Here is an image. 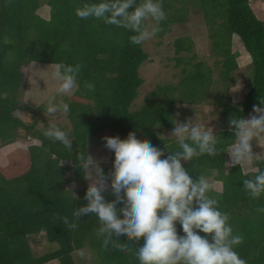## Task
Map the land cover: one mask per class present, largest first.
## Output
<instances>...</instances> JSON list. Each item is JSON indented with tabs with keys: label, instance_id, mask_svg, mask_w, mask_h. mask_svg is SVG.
I'll use <instances>...</instances> for the list:
<instances>
[{
	"label": "trees",
	"instance_id": "trees-1",
	"mask_svg": "<svg viewBox=\"0 0 264 264\" xmlns=\"http://www.w3.org/2000/svg\"><path fill=\"white\" fill-rule=\"evenodd\" d=\"M41 1L45 0H0V150L7 151L6 162L0 157V264H47L53 260L56 264H77L74 253L85 247L98 254L100 264H139L134 251L125 253L111 244L107 250L102 247L103 238L97 236L100 225L95 214L74 220L73 210L87 204L88 187L83 170L76 166V156L81 151L88 153L94 139L106 136L126 139L129 132H135L137 137L155 138L154 146L164 150L162 159L166 158L169 150L177 151L179 145L176 140L156 137V130L174 128L176 92L190 103L200 99L197 96L203 91L202 99L206 98V102L220 110L218 151L215 156L203 154L182 164L193 179L203 175L222 183V190L215 188L209 195L219 201L222 212L230 215L234 234L244 237L235 251L247 264H264V212L257 211L264 207V194L253 199L243 188L244 179L253 178L258 170L264 171V160L254 161L249 171L240 165H227V150L235 142L230 119L248 118L254 105L264 108V19L257 15L252 0L201 1L208 25H219L210 34L214 40L218 38L214 42L222 52L218 79L210 65L204 68V61L187 60L186 64L192 67L183 69L185 77L178 84L158 88L155 90L158 92L147 95L146 102L135 110L132 104L144 83L140 66L150 57L146 42L133 44L129 38L135 33L130 30L94 18L77 17V7L98 0H47L49 18L39 11ZM184 4L185 0H163L167 19L161 21V31L156 37L171 31L172 23L188 21L187 12L178 14ZM234 34L241 37L254 68L253 81L239 101L230 94L235 82L232 72L239 68L237 55L231 48ZM175 45L177 53L188 52V58L196 57L195 52L190 54L193 42L188 37H178ZM184 59L185 56L178 58L179 62ZM34 61L82 65L77 78L79 89L68 102L72 151L45 137L37 118L28 121L19 115V111H38L21 101ZM86 82L93 83L95 90L88 91ZM44 107V104L38 106ZM104 131L108 134H101ZM21 135L32 136L39 143L23 146L19 141ZM253 153L264 155V149L256 147ZM114 158L112 151L110 165L101 162L106 175L113 170ZM73 182L82 188L75 191L71 187ZM107 183L105 199L113 200L110 177ZM72 192L78 199H74ZM121 206L117 204L118 208ZM118 215L122 217V213ZM65 216L78 226L69 228L63 223ZM176 227L179 235H185L179 222ZM42 233L47 237V244L56 246L43 253L34 252L32 241L38 247ZM199 234L211 240V235ZM119 242L131 243L124 235L119 237ZM143 242L142 237L131 246L135 250Z\"/></svg>",
	"mask_w": 264,
	"mask_h": 264
},
{
	"label": "clouds",
	"instance_id": "clouds-1",
	"mask_svg": "<svg viewBox=\"0 0 264 264\" xmlns=\"http://www.w3.org/2000/svg\"><path fill=\"white\" fill-rule=\"evenodd\" d=\"M75 11L81 19L94 18L130 30L135 34L129 39L136 45L154 39L161 31V21L167 19L163 0H141L140 3L137 0H98L84 3ZM81 67L79 63L51 64V78L57 86L47 98L48 116L69 113V104L62 99L57 101V97L71 96L79 89L77 78ZM33 83L36 85V81ZM85 88L94 91L95 85L86 82ZM253 112L255 114L249 113L250 118L230 119L235 142L227 152L233 166L242 168L264 160L261 153H253L251 143L264 134V108L254 105ZM173 123L171 135L179 150L171 151L165 144L169 154L163 159L164 150L150 141L138 139L135 132H129L126 139L104 137L105 147L114 151L115 157L113 170L107 175L101 160L85 151L79 152L76 166L83 170L89 184L85 193L87 204L73 210L74 220L95 214L100 225L97 236L103 238L102 247L107 250L111 244L125 253L134 251L139 264H247L235 251L244 237L234 234L230 215L222 212L219 201L209 195L215 184L203 175L193 179L182 164V161H192L203 154L215 156L218 136L212 128L193 123L191 119L184 123L173 120ZM43 135L72 151L73 140L56 123H51ZM109 177L110 189L115 196L113 200H106L104 195L109 188ZM243 188L251 198L258 199L264 194V171L258 170L253 178L244 179ZM118 203L122 204L119 208ZM257 211L264 212V207ZM62 220L69 228L78 226L70 223L66 216ZM177 222L185 235L178 234ZM199 232L211 235V240ZM121 235L131 243H120ZM142 237L143 245L134 250L131 244H136ZM78 255L87 258L88 253L81 249Z\"/></svg>",
	"mask_w": 264,
	"mask_h": 264
},
{
	"label": "rangeland",
	"instance_id": "rangeland-1",
	"mask_svg": "<svg viewBox=\"0 0 264 264\" xmlns=\"http://www.w3.org/2000/svg\"><path fill=\"white\" fill-rule=\"evenodd\" d=\"M201 1L202 0H185L182 11H180L178 14L187 12L188 21L172 23L171 31L166 32L162 37L158 36L152 40H149L148 42L146 41L145 46L150 57L140 66L139 71L141 77L144 79V83L139 87L138 96L132 104L133 110L140 108L146 102L147 95L152 92H158L155 91L158 90V88L164 86L166 87L168 84H178L183 79V77H185V72L183 69H191L192 67V64H186L187 60H189L190 63L204 61V68L206 69V64L210 65L215 70L214 77L218 79L219 69L222 67L223 61L221 60L222 52L220 51L219 47H216L214 42L218 38L214 40L210 36V34L212 31H216L215 28H217L219 25H208V23L206 22V13L204 11L205 8ZM257 4H260V6L257 7ZM175 5L181 7L180 3L175 2ZM252 5L254 6V9L256 10L259 18L264 19V0H252ZM176 6L171 9L173 12L174 9H176ZM48 7L49 6L47 0L43 2L41 1V7L39 8V11H41V14L46 18H49L50 15ZM181 36L188 37L193 42V51H191L190 54L195 52L197 54L196 57L190 59L186 56L188 55V52H176L175 41L178 37ZM243 46L244 43L241 37L237 34H234L232 38L231 48L232 51L237 55L236 57L239 68L236 72H232V79L235 82L230 88V94L232 95L233 99L237 101L243 99L246 88L248 87V85H251L250 83L253 81L254 73L252 63L248 62L247 60V56H249L248 58H250V55L245 46L244 48H242ZM240 48H242L243 53ZM245 53L247 54V56H245ZM242 54L244 55L241 56ZM184 56L185 59L179 62L178 58ZM243 59H246V61ZM217 62L219 63L217 64ZM31 66L32 68H34V70H38L40 75L43 77V88L38 90V86L33 83L34 81H36L35 73H30L28 84L22 90L23 95L21 101L28 102L31 107L38 109V111H19V115L28 121H33L35 120V118H37L38 126L43 130H45L51 123H56L58 127L63 126L68 133L70 129L68 128L69 120L67 114L58 112L55 115L48 116L46 112L47 98L57 86V82L51 79V74L49 71H45V69H42V63H32ZM204 93L205 92L203 91L202 94L200 93V96H197L201 97L200 99L198 98L197 101L186 103L187 100H184V97L182 98L180 96L181 94H178V92H176L175 98L177 101L175 106V120L184 123L191 119L193 123H202L205 126L209 125L208 127L213 129L214 135H217L221 127L220 125L222 124V120L219 118L220 110L218 107H216V105L206 102V98H204V100L202 99ZM71 96H58L57 101L62 99L65 103H68ZM181 99H183V101ZM40 104H44L45 107L42 109L38 108ZM173 129L164 128L160 130L158 128L156 130V137L176 140L175 137L171 135ZM107 131L101 132V134H108ZM23 134L24 132H22V135ZM22 135L19 141L21 142V144H24L23 146H27L28 144L33 143H39V140L33 138L32 136H28L27 138H25ZM137 138L150 141L153 146L155 144V138H149L144 135H140ZM261 143V145L257 144L255 148L259 147L260 149H264V135L263 142ZM90 144H94V146L91 145L90 147H88V153L93 155L96 159L101 160V162H106L110 165L112 150L105 147L104 137L94 139L90 142ZM6 156V148L1 149L0 157L3 162H6ZM227 165H231V156L229 153ZM207 179H209V177H207ZM209 180L215 184V188H217L218 190H222L223 187L220 181H214V179L212 178H210ZM86 184H89V181L87 179ZM71 187L76 191L82 188V185L77 182H73L71 183ZM39 240L41 244L38 247L37 244L32 241L34 252L39 251V253H43L45 252V250H52L53 246H56V244H47V237L45 236V234L43 235V233L42 235H40ZM83 250L88 253L87 258H81L78 255L80 250L74 253L77 264H100L98 254H96L92 248L85 247L83 248ZM56 262V260H53L47 264H56Z\"/></svg>",
	"mask_w": 264,
	"mask_h": 264
},
{
	"label": "crops",
	"instance_id": "crops-1",
	"mask_svg": "<svg viewBox=\"0 0 264 264\" xmlns=\"http://www.w3.org/2000/svg\"><path fill=\"white\" fill-rule=\"evenodd\" d=\"M260 6V4H257V7H259ZM49 8V12H50V7H48ZM50 16V15H49ZM242 48H244V46L242 47ZM242 48H240V50L242 51V53H243V50H242ZM233 52V51H232ZM234 53V52H233ZM249 53V52H248ZM246 54V53H245ZM244 54H242L241 56H243ZM249 55H250V53H249ZM245 56H247V54L245 55ZM249 56H247V60H248V62H251L252 61V58H251V56H250V58H248ZM243 60H245L246 61V59H243ZM32 63H40L41 64V62H38V61H34V62H32ZM51 64L52 63H42V65H43V68L42 69H45V71H49L50 73H51ZM32 65V64H31ZM31 73H34L35 71V74L37 75V77H36V85L38 86L37 88H38V90H40V89H42L43 88V82H44V79H43V77L40 75V73L38 72V70H34V68H32V66H31ZM36 87V86H35ZM55 89V88H54ZM50 94V93H49ZM251 114H253V112L251 113ZM248 118H250V115H249V117ZM263 135L264 134H261L260 135V137H258V139L256 140V139H253L252 141H251V143H252V148L254 149L255 148V146H257V144H259V145H261L262 143L261 142H263ZM261 143V144H260ZM105 151V150H104ZM244 167V170L245 171H249V170H251L252 168H253V164H251V165H249V167H248V165L246 164V165H244L243 166ZM247 167V168H246ZM217 189V188H216Z\"/></svg>",
	"mask_w": 264,
	"mask_h": 264
}]
</instances>
